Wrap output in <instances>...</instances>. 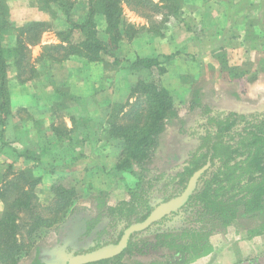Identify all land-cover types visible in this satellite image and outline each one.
Masks as SVG:
<instances>
[{
	"label": "trees",
	"instance_id": "1",
	"mask_svg": "<svg viewBox=\"0 0 264 264\" xmlns=\"http://www.w3.org/2000/svg\"><path fill=\"white\" fill-rule=\"evenodd\" d=\"M85 1L87 13L78 19L76 9ZM122 2L148 18L163 8L178 10V0H35L41 10L51 14L53 22L58 20L67 27L56 31L59 43L45 45L34 59L32 46L41 43L44 32L53 24L30 21L18 25L11 19L8 0H0L2 125L7 123L12 113L11 62L19 83L40 78L48 71L44 69L47 63L53 65L73 56L99 63L108 55L114 58L115 65L127 62L130 74L137 76L130 86V93L136 98L133 104L138 107L124 113L126 123L110 121L107 130L111 137L121 140L124 148V156L113 170L132 174L135 182L127 187L129 198L115 206L110 204V191L96 190L92 195V207L98 210L97 221L107 216L115 223L123 222L121 238L129 226L144 221L155 210H144L152 192L159 189L160 195L169 201L183 193L198 175L196 188L178 209L191 207L199 226L142 235L149 226L134 232L127 246L118 254L86 264H189L212 251L210 238L215 233L242 226L252 237L264 234V115L236 110L213 114V103L218 96L214 79L193 88L189 108L182 114L175 107L174 95L162 78L167 71L165 61L173 59L176 53L163 55L164 61L159 55H137L134 60L120 56L124 42L148 29L126 20ZM99 14L105 21L103 32L98 28ZM77 32L83 37L80 41L74 39ZM12 35L14 43L7 45L6 40ZM224 63L222 60L221 64ZM116 106L113 111L118 108ZM121 106L124 107L123 104ZM196 115L206 116L205 131L190 137L188 124ZM134 119L142 123L137 125L139 123L135 124ZM57 131L61 133L59 128ZM33 155L28 156L37 159ZM32 177V170L20 171L9 182V192L15 190L16 196L6 202L0 219L1 264H35V250L21 254L22 244L18 242L22 212L29 214L35 222L33 231L44 222L34 191L41 178ZM171 185L174 187L170 190ZM54 189L60 204L55 209L54 214L57 215L63 212L72 189L60 181L52 185ZM46 264H51V261ZM234 264H264V255L240 259Z\"/></svg>",
	"mask_w": 264,
	"mask_h": 264
},
{
	"label": "rangeland",
	"instance_id": "2",
	"mask_svg": "<svg viewBox=\"0 0 264 264\" xmlns=\"http://www.w3.org/2000/svg\"><path fill=\"white\" fill-rule=\"evenodd\" d=\"M122 5L126 20L140 28L144 25L149 30H141L137 37L124 42L120 49V56L128 58L139 51L150 56L159 55L164 61L163 55L176 53L173 59L165 61L167 71L162 78L164 85L174 95L175 107L182 114L189 108L193 88L204 81L208 83L214 79L218 96L213 103V114H227L236 110L241 113L264 115V47L263 53H257L255 50L253 52L246 50L245 52V49L239 48H237V52L235 50L228 51L237 44L238 40L225 39V27L219 23L209 21L208 24L204 23L198 26L200 22L197 19L199 17L192 13L185 15V6L189 8V11L194 9L192 5L187 7L185 0H178V10L163 8L160 13L153 14L151 18L135 11L125 2H122ZM87 8V1L79 5L76 9L78 19H81L82 14L87 13ZM97 22L99 30L103 32L105 21L101 14L97 15ZM253 22L255 21L253 20ZM55 25L61 28L63 22L55 20ZM250 25L254 29V24ZM218 28L221 29V32L217 30ZM251 28L248 30L250 31ZM196 29L203 31L202 38L196 32L197 37L191 35V32ZM14 38L13 35L9 36L6 40L7 45L13 44ZM82 38L78 32L74 36L77 41ZM254 41L258 42L257 39H249V43ZM112 60L110 61L106 57L99 63L84 60L94 71L91 72V78L97 75L94 69L95 64H101L100 66L104 68L101 70H105L96 81L89 80L91 86H95L96 90V93L90 96L91 102H87L89 105L86 103L84 108L80 102H69L67 105L65 103V105L57 104L58 106L55 107L58 110L55 115L60 130L62 129L61 122L64 124L67 115L76 114L79 116L78 114L81 112L86 114L85 110H87L90 114L88 116L91 117L90 126H98L100 132L97 134L88 133L90 145L83 150H75L77 143H73V145H69L68 151H60L59 156L70 155V159L66 160L62 167L56 166L54 171H51V168H46L45 171L39 169L32 171L34 176L32 178H38L42 172L49 175V178L46 177V179L42 177L34 190L37 194L36 202L39 204L41 216L44 219L43 224L41 227L37 225L33 231L32 229L36 226L35 222L25 212L21 213L19 220L22 225L18 232V242L22 244L23 249L21 254L34 249L35 264L38 262L49 263L48 261L53 256H58L63 249L80 254L92 249L96 250L113 240L121 239L119 237L123 222L115 223L107 216L97 221L95 217L98 210L92 207V195L98 188L110 191V204L115 206L129 198L127 187L135 182V177L132 174L113 170L114 165L124 156V148L120 139L111 137L107 132L109 130L108 123L110 121L126 123L124 115L138 106L133 104L136 102V98L131 93L127 98L121 91L125 80L127 82L125 77L130 74L128 63L124 62L116 68ZM222 60L226 62L223 65L221 64ZM68 73L69 68L64 66L63 62H58L50 66L46 78L55 77L58 88L68 95L74 82L85 81H72L69 79ZM136 80L137 76L132 75L128 81L133 83ZM102 92L104 93L101 94ZM235 94L239 97L237 98ZM121 104L124 107H119ZM114 106L118 107L115 111L112 110ZM115 112H117L116 117ZM133 122L136 124V122L139 123V120L134 119ZM205 122L206 116L196 115L188 124L189 136L204 132ZM72 137L75 138L74 140L78 139V132H74L73 135L67 134V137L64 138L71 139ZM6 162L0 166V219L3 217L6 202L16 196L15 190L9 192L11 179H6L16 177L19 173L14 171V165L7 167L8 163ZM17 167L20 166L17 165ZM56 181H60V184L72 189L67 199V205L63 207V212L57 215L54 214L56 213L55 209L60 207V204L57 202L55 189L52 190V185ZM24 187L26 188V185ZM173 187L171 185L170 190ZM3 194L9 196L5 197ZM166 200V196H161L158 189L150 194L144 210L156 209L159 204L167 202ZM194 217L192 208L186 206L170 212L162 220L156 221L142 235L154 234L166 229L178 231L186 227H197L199 223L195 221ZM247 230L245 227L235 226L228 228L225 232L213 234L210 238L212 251L189 264H234L240 259L245 260L264 255V234L252 237ZM30 257L33 256L30 254ZM11 263L15 264V262Z\"/></svg>",
	"mask_w": 264,
	"mask_h": 264
},
{
	"label": "crops",
	"instance_id": "3",
	"mask_svg": "<svg viewBox=\"0 0 264 264\" xmlns=\"http://www.w3.org/2000/svg\"><path fill=\"white\" fill-rule=\"evenodd\" d=\"M186 4L187 7L192 5L194 9L189 11V8L185 6V15L192 13L194 16L199 17L197 19L200 22L198 26L209 23V21L219 23L222 27H225V39L238 40L237 44L233 45L235 48L232 46L228 51L235 50L237 52V48H239L241 50L245 49V52L246 50L249 52L255 50L257 53H263L264 0H185ZM8 5L11 19L18 25H24L30 21H45L53 24L51 29L44 32L41 43L32 46L34 59L41 54L45 45L59 43L56 31L65 29L67 26L63 24L61 28L56 27L57 25L53 22L51 14L41 10L35 0H8ZM251 23L254 24L255 30L251 28ZM248 28H251L250 31ZM217 30L221 32L220 28ZM195 32L202 38L203 31L201 32V29L191 32V35L193 34V36L197 37ZM250 38L253 40L257 39L258 42L249 43ZM137 55H146V53L142 54L136 51L128 59L134 60ZM105 57L110 61L113 59L112 61L114 62V58L106 55ZM63 65L69 68V79L72 81L85 80L74 82L68 95L58 88V82L55 77L46 78L48 71H45L40 78H35L26 83H19L15 77V67L11 62L9 76L11 79L12 113L5 125L0 122V162L2 161L0 166H3V163L7 161V167L14 165V171L18 172L35 171L37 169L45 171L44 169L46 168H51L50 170L53 171V168H56V166L62 167L63 163L70 159L69 154L59 156L60 151H68L70 149L69 145H73V143H77L75 150H83L90 145L88 133L97 134L100 132V128H97L98 126H90L91 117L88 116L90 114L87 110H85L86 114L81 112L78 114L79 116L76 114L67 115L66 121L63 122L64 124L61 122V133L57 131L59 125L55 115V112L58 111L55 109L56 105L80 102L85 108V104L91 102L90 96L96 93L95 86H91L89 80L96 81L105 71L100 66L101 64H95L94 69L97 75L91 78V72H94L91 66L84 59L77 56L65 60ZM113 65L116 68L120 66L114 63ZM38 66L40 65L38 64ZM50 66L52 64L49 62L44 69L48 70ZM38 68L42 69L41 66ZM101 68L103 69L101 70ZM131 77V74L125 77L127 82L125 80L124 85L121 87L123 95H126L127 98L130 95L132 82L128 80ZM74 132H78V139L74 140L75 138L73 137L65 139L67 134L73 135ZM32 153L35 154L33 156L37 159L28 156L29 154L32 155ZM59 159L61 160L59 161ZM17 165L20 167H17ZM39 177L46 179V177L49 178V175L42 172ZM13 178L8 177L6 180H12Z\"/></svg>",
	"mask_w": 264,
	"mask_h": 264
},
{
	"label": "water",
	"instance_id": "4",
	"mask_svg": "<svg viewBox=\"0 0 264 264\" xmlns=\"http://www.w3.org/2000/svg\"><path fill=\"white\" fill-rule=\"evenodd\" d=\"M197 180L198 175H195L183 193L159 205L144 221L129 226L117 243L107 244L84 254H74L63 249L58 256L52 258L51 264H86L107 259L118 254L127 246L129 238L134 232L145 230L159 219L185 204L190 194L196 188Z\"/></svg>",
	"mask_w": 264,
	"mask_h": 264
}]
</instances>
